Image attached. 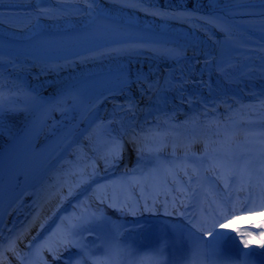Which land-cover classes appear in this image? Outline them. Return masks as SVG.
<instances>
[{
  "label": "bare ground",
  "instance_id": "1",
  "mask_svg": "<svg viewBox=\"0 0 264 264\" xmlns=\"http://www.w3.org/2000/svg\"><path fill=\"white\" fill-rule=\"evenodd\" d=\"M132 2L95 0L98 7L89 9L84 3L67 0L62 4L66 14L60 19H43L39 28H32L29 25L34 20L37 0H0V35L12 39L43 37L46 32L72 31L95 21L117 25L122 30L134 29L153 37H163L159 42L116 45L65 61L0 53V103L22 110L19 115L4 117V123L12 128L13 133L26 124V111L39 115L32 105V97L51 101L59 96L64 101L57 110L50 112L40 141L62 125H73L85 109L84 105L74 107L73 98H83L96 83L112 80L122 68H142L145 73L153 70L150 79H163L166 75L180 78L182 72L184 80L181 90L161 92L159 97L149 94L141 98L137 95L139 109L135 116L125 117L121 124L119 118L124 114L115 113L111 132L103 128L101 122L113 119V104L122 102L124 98L110 96L104 90V96L108 98L101 97L96 101L92 111L86 108L63 143L6 205L0 221V264H16V259L42 248L40 246L46 241L43 248H47L52 240L63 237L58 231V226L63 227L62 217L56 210L78 188V182L92 173L93 161L96 162L97 171L104 165L101 157L113 152L114 136H118L124 144L117 165V172L123 175L138 148L159 149L171 155L170 160L176 162L179 154L204 153L205 145H208V149L221 148L220 142L226 137L231 139L232 147H238L245 138H251L253 144L264 143V46L243 43L232 27L237 20L228 16L234 10H264V0H145L143 4L144 8L151 10L157 7L187 9L198 16H212L218 18L224 31L200 20L186 25L185 22L161 19L125 6ZM39 6L58 5L57 0H40ZM74 8L81 9V12L74 13ZM89 12L91 15L87 14ZM125 45L142 47L131 54L100 55L101 52H111ZM148 47L171 48L181 58L178 63L163 60L146 51ZM235 76L243 79L236 84L222 81L223 78ZM61 108L66 110L61 112ZM11 138L5 131L4 137L0 138V149ZM199 158L196 157V164H199ZM156 162L149 169H154ZM138 173L141 178L145 177V171ZM158 173L168 175L164 168ZM205 175L208 174L200 176V181L206 182L203 179ZM97 177H100V173H97ZM180 177L184 176L180 174ZM100 184L106 185L105 181ZM239 188L237 182L235 189ZM261 218H250L257 221L236 229L258 236L264 229L253 228L252 225L264 221L259 220ZM142 221L147 225L143 232L123 231L119 237H114L107 225L102 226L97 233L100 247H92L90 251L104 255L102 246L119 241L130 248L132 254L138 249H151L158 245L175 253L178 259L185 255L180 224H163L157 219L147 218ZM44 227L47 228L44 230ZM51 227L52 231L49 230ZM54 232L56 236L49 240ZM231 235L239 244L242 238H247L236 232H231ZM229 241L232 240L223 242ZM89 244L93 246V241H89ZM243 248L245 254L252 250L255 252L253 257H257L260 263L264 262V248L260 246L259 239L251 240L248 249ZM76 261L72 260V264H76ZM56 264L66 262L58 260ZM244 264L250 263L245 261Z\"/></svg>",
  "mask_w": 264,
  "mask_h": 264
},
{
  "label": "snow or ice",
  "instance_id": "2",
  "mask_svg": "<svg viewBox=\"0 0 264 264\" xmlns=\"http://www.w3.org/2000/svg\"><path fill=\"white\" fill-rule=\"evenodd\" d=\"M66 2L67 0H57V7H40V0H37V7L34 9V20L29 26L39 28L40 21L43 19H60L63 14H66L65 9L62 7V4ZM75 2L84 3L89 9L98 7V5H95V0H75ZM144 2L145 0H133L132 3L125 6L136 8L139 11H144L146 14L161 19L176 20L189 23L190 25L200 20L204 24L217 28L219 31L225 30L218 18L203 15L198 16L194 11L187 9L174 10L161 9L159 7L154 10L150 8L146 9L143 7ZM72 11L79 14L81 9L74 8ZM87 14L91 15V12ZM141 47L140 45H125L114 48L111 52H101L100 55L131 54L138 51ZM145 50L163 60H175L178 63L181 58L180 54L171 48L148 47ZM205 63L207 64V61ZM153 74V70L145 73L142 68L135 70L122 68L108 82L106 86L107 93L110 96H121L124 99L122 102L117 101L113 104V119L101 122L103 128L109 132L113 131L111 125L115 122V113L117 112L124 114L119 118L121 124L125 117H134L139 109L137 95L141 98L149 94L159 97L161 92L174 89L181 90L183 87L182 72L180 78L166 75L163 79L159 77L150 79L149 77ZM101 97L104 99L108 98L104 96L103 92L92 98L91 102L86 105L88 111H92L96 101H99ZM73 99L74 107L86 103L82 97H74ZM181 99L183 100V96H181ZM31 101L35 111H39V115H35L33 111L25 110L27 133L26 143L24 144L25 150L31 146L32 140L40 139L47 123L48 115L50 112L57 110L59 105L64 102L59 96L51 101H41L38 97H32ZM45 105L47 106L45 110L40 111ZM59 110L63 112L66 109L61 108ZM21 111V109L6 107L4 103H0V138L4 137L5 131L13 139L16 138L12 128L4 123V117L5 115H19ZM112 143L114 145L113 152L108 156L101 157L104 160L105 168L118 162L124 150L123 141L118 136L112 137ZM220 144L221 148L213 149L211 154L208 152V145H205L204 153L199 158V164H189L187 154L183 158L182 165L174 161L161 162L157 156V162L153 171L159 172L161 168H164L167 170L168 175L163 181V186L157 189L154 194L144 195L142 193L139 198L128 197L120 199L115 192L109 197L108 186L100 185L98 186L100 191L94 189L96 197L101 205L107 203L109 208L114 209L121 215L137 218L131 222L126 221L124 225H121L127 232L131 233L143 232L145 230L147 225L139 217L143 213L155 212L156 204L160 203L157 197L160 195L170 197V199L166 198L163 201V214L165 216L176 215L182 218V223L179 227L181 228V238L185 247V255L182 260L173 261L171 264H220L222 242L225 240L235 241V237L231 235V232H236L242 237H247L242 238L240 241L246 248L253 239H259L260 246L264 248V231H261L258 236H254L252 232H242L236 228L231 229V232L220 231L228 228V223L230 222L228 218L232 216L234 219L236 212L251 211L258 204H264V149L257 151L255 154H253L251 149L235 151L231 146V139L227 137ZM137 151L140 153L142 150L138 148ZM95 163V161L92 162V173L88 176L85 183L93 180L97 174ZM189 168H191V173L188 171ZM177 170L183 172V175L187 178L186 183L180 180ZM201 172L210 173V175L203 177L204 181L209 185L207 189L203 187L200 181ZM254 173L256 175L255 184L252 183ZM168 177H171L174 187L168 186ZM194 177L196 178L197 187H193ZM237 182H239L240 188L236 190L247 192V195L243 199L239 197L233 199L232 193ZM257 188L260 189L259 193L257 192ZM150 200L151 204H149ZM189 207H194L195 210L189 212L187 211ZM92 219H96V217L93 216L87 221L81 218V222L69 225L62 238L56 241L54 245H48L51 259L42 258L41 264H56V261L62 259L61 249L67 251L73 247L79 249L77 254L82 255L84 258L83 260L76 261V264H87L89 259L92 260V264H100V258L96 257L95 253L90 250L85 251V246L79 239H76L77 236H82L83 231H90L87 224L91 223ZM252 227L264 229V221H261L258 225L253 224ZM58 229H60V226H58ZM55 236L56 233L54 232L52 237L48 239L52 240ZM185 236L186 240L184 239ZM207 237H211V239H206ZM46 244L47 241L40 247L43 248ZM102 247L105 256L111 254L113 251L117 253L132 251L130 248H125L119 241H114L111 245ZM153 251L156 257H163L162 250ZM66 264H72L71 259ZM158 264H168V261L160 260Z\"/></svg>",
  "mask_w": 264,
  "mask_h": 264
},
{
  "label": "rangeland",
  "instance_id": "3",
  "mask_svg": "<svg viewBox=\"0 0 264 264\" xmlns=\"http://www.w3.org/2000/svg\"><path fill=\"white\" fill-rule=\"evenodd\" d=\"M186 25H189V23H186ZM243 78H240L239 76H235L234 78H223L222 81H224V83L227 84H236L239 83ZM264 79V78H263ZM251 138H245L244 140L240 141L239 147H232L235 151L237 149H241L243 150L244 148L248 147L251 145L252 142H250ZM213 149H219V148H209L208 152L211 154ZM142 151L140 153H138V151H136L133 155V157L131 158V163H130V167H138V166H143L145 164H152L153 161L156 160V157L158 156L160 161L162 162H166L167 160H170L171 155L165 153V152H160L157 150H148V149H141ZM187 154L188 158L190 157L191 153H185L177 157V160H183V158L185 157V155ZM120 161V159H119ZM118 161V162H119ZM114 163L112 166L105 168V165H103L99 171H97V173H100V175H108L111 174V172L114 170L115 165L118 163ZM134 170H136V168H134ZM91 175L87 174L83 180L78 182V188L76 190H74L67 198H66V202L64 201L61 206L56 210L58 211L57 214H59V212L64 209L66 210V214L69 215L70 219L72 220L73 224L74 223H78L81 222L80 220V216H84V214H86V216H90L89 219L93 216L90 215L89 212V207H96L97 210L99 211V213L102 215L103 218L105 219H101L99 221L96 222L95 219L91 220V223L87 224V227L89 228V225L92 226V229H90V231H84V243L85 244H89V241H95L94 240V233L95 232H99L101 230V224H106L109 225L111 231H113L116 234H120L122 233L123 227H121V225H124L126 221H131L133 219V217L131 216H123L118 212H114L113 210H106L104 209L100 204H94L96 195L94 196L93 194L95 192H93V189H91V187L89 188L90 184L92 181H94V179L97 177V174L95 175L94 179L89 181L88 183H85V181L87 180L88 176ZM96 194V193H95ZM132 195H135L134 192L131 193ZM67 203V204H66ZM56 215V214H55ZM146 215V214H143ZM142 215V216H143ZM149 215V214H148ZM153 215V214H150ZM85 216V218H86ZM58 219V218H57ZM85 221V220H84ZM52 222H54V220H52ZM239 223H243L245 224V222L241 221ZM48 224V222H47ZM103 224V225H104ZM241 224V225H243ZM49 225V224H48ZM47 225V226H48ZM47 227H44V230ZM68 229V225L66 223L63 224V227L60 228L59 233L63 232L65 234V231ZM43 230V231H44ZM50 231L53 230V227H51L49 229ZM95 246V245H94ZM69 252L72 251V249L68 250ZM67 256L68 252L65 253Z\"/></svg>",
  "mask_w": 264,
  "mask_h": 264
},
{
  "label": "water",
  "instance_id": "4",
  "mask_svg": "<svg viewBox=\"0 0 264 264\" xmlns=\"http://www.w3.org/2000/svg\"><path fill=\"white\" fill-rule=\"evenodd\" d=\"M230 17L235 18L238 21H248V20H254L256 18L259 17H264V11H250V10H234L232 12H230V14L228 15ZM105 24L107 27H111V28H115L117 30L123 31V32H129V33H135V34H140L142 35V38L144 41L149 42V43H154V42H159L160 38H163L162 36H157V37H153L151 35H149L148 33L145 32H141L139 30H134V29H119L117 27V25H113V24H107V23H103ZM237 26L240 27H244L242 24H236ZM245 26H250V25H245ZM110 80H106V81H100L98 83H96L86 94L83 95V98L85 99V104H84V110L82 111V113L86 110L87 108V104L91 102L92 98L98 96L100 93H102L104 90H106V86L108 84ZM82 113L80 114V116L82 115ZM50 114L47 117V120L49 118ZM79 116V118H80ZM78 118V119H79ZM77 119V120H78ZM74 120V119H73ZM72 119L71 121L74 122ZM77 120L75 121V123L77 122ZM75 123L73 125H62L61 127H59L57 130H55L50 137H48L45 141H43L42 143H39L38 147L36 149H31L30 152H36L35 154H38L40 152V150L46 145V149H50V150H54L57 149L65 140V138L68 136V134L70 133L71 129L73 128V126L75 125ZM27 139V133L24 135L22 141L26 142ZM36 140H32L31 145L33 143H35ZM30 152H24L22 153V155L24 157H28Z\"/></svg>",
  "mask_w": 264,
  "mask_h": 264
}]
</instances>
